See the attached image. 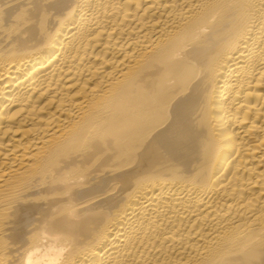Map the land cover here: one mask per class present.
<instances>
[{
  "label": "bare ground",
  "instance_id": "1",
  "mask_svg": "<svg viewBox=\"0 0 264 264\" xmlns=\"http://www.w3.org/2000/svg\"><path fill=\"white\" fill-rule=\"evenodd\" d=\"M264 264V0H0V264Z\"/></svg>",
  "mask_w": 264,
  "mask_h": 264
},
{
  "label": "clouds",
  "instance_id": "2",
  "mask_svg": "<svg viewBox=\"0 0 264 264\" xmlns=\"http://www.w3.org/2000/svg\"><path fill=\"white\" fill-rule=\"evenodd\" d=\"M66 249L50 245L37 247L29 251L24 259V264H61Z\"/></svg>",
  "mask_w": 264,
  "mask_h": 264
}]
</instances>
